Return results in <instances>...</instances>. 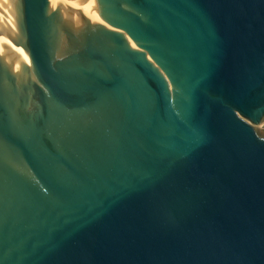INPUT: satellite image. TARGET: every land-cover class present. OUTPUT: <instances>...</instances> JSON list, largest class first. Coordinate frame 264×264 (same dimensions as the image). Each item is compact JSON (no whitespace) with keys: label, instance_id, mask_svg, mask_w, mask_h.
I'll return each instance as SVG.
<instances>
[{"label":"water","instance_id":"obj_1","mask_svg":"<svg viewBox=\"0 0 264 264\" xmlns=\"http://www.w3.org/2000/svg\"><path fill=\"white\" fill-rule=\"evenodd\" d=\"M264 0H0V264H264Z\"/></svg>","mask_w":264,"mask_h":264},{"label":"rangeland","instance_id":"obj_2","mask_svg":"<svg viewBox=\"0 0 264 264\" xmlns=\"http://www.w3.org/2000/svg\"><path fill=\"white\" fill-rule=\"evenodd\" d=\"M257 130H258V132H259L260 134L264 135V123L261 124V125H259V126L257 127Z\"/></svg>","mask_w":264,"mask_h":264}]
</instances>
